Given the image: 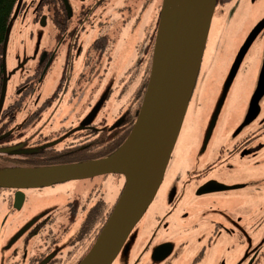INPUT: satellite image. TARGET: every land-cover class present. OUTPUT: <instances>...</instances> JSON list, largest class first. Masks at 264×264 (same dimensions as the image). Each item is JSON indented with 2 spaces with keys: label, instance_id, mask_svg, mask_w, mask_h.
I'll use <instances>...</instances> for the list:
<instances>
[{
  "label": "rangeland",
  "instance_id": "rangeland-1",
  "mask_svg": "<svg viewBox=\"0 0 264 264\" xmlns=\"http://www.w3.org/2000/svg\"><path fill=\"white\" fill-rule=\"evenodd\" d=\"M31 1L18 0L7 33L3 63L4 78H7L5 105L12 101L15 84L32 72V65L38 56L47 48L56 49L58 46L56 28L47 8H44L40 20L33 19L29 14L26 16L24 8ZM70 3L71 8L77 11L79 4L76 0H70ZM162 3L163 0H109L103 4L78 41L79 54L68 56L66 47H59V55L48 71L39 93L41 102L46 100L44 98L57 89L65 66H71L74 69L65 98L68 101L52 104L34 128L49 130L60 124L67 128L76 126L79 124L80 111L87 104H91L92 111H96L95 121L107 115V123L110 124L116 115L125 110L136 91L140 93L137 106L142 107L146 89L143 88V92L141 86L143 83L148 84L153 63L151 56L154 53V46L147 49L145 44L154 32L155 22L159 20ZM263 17L264 0H229L226 5L219 3L216 7L198 82L163 182L145 216L131 233L126 248L113 264H151L149 251L164 241L175 245L173 256L168 261L172 262L180 256V259L188 255L197 256L204 251L206 260L200 264H214L208 260L209 256L215 254L216 247L222 246L223 241L221 264H242V259L251 255L254 247L264 245V150L259 151L254 165L249 164V159L244 161L239 157L231 158L227 150L234 145V138L231 137L233 126L244 117L248 97L257 89L255 79L257 64L261 61L259 53L264 46V32L245 55L241 68L228 88L225 101L220 106L236 52L257 21ZM100 26L104 29L97 30ZM102 30L105 31L102 34H108L109 40H113V48L105 52L99 61L89 62L88 58L95 55V52H89V44ZM139 62L140 66L136 67ZM78 76L82 78V89L74 95ZM63 109L66 113L60 116ZM221 149L226 150L221 158L225 159L224 167L221 173L215 172L212 177H228L227 185L238 182L245 185L244 189L208 198L190 214L188 211H180L182 204L177 205L174 214H168L171 208L167 200L170 186L182 185L190 176L194 180V174L215 161ZM125 182L123 176L108 174L90 179L83 189L72 182L56 184L53 188L44 187L42 193L29 196L22 212L36 214L46 206L44 201L41 202L43 199L50 206L62 207L68 198H75L76 194L84 198L83 194H87L93 186L100 188L105 194L104 199L115 207ZM198 184L194 183L191 190L196 189ZM184 214L185 217H182ZM194 218L197 226L193 222ZM251 219L257 220L255 226L250 225ZM18 222L17 216L8 214L0 196V264H15L13 250L20 243H10L17 232ZM214 222H220L227 228H221L216 236L218 239L197 242L199 230L205 231L206 236H214ZM252 228H256L260 234L250 239L229 235L233 229L251 234ZM192 229H196L195 235L190 232ZM222 231L228 234L226 240L220 238ZM179 233L187 234L188 240L176 242Z\"/></svg>",
  "mask_w": 264,
  "mask_h": 264
},
{
  "label": "flooded vegetation",
  "instance_id": "flooded-vegetation-1",
  "mask_svg": "<svg viewBox=\"0 0 264 264\" xmlns=\"http://www.w3.org/2000/svg\"><path fill=\"white\" fill-rule=\"evenodd\" d=\"M108 1L92 0L87 2L86 0H76L79 4L77 11L71 8L70 0H32L30 4L25 6L26 16L29 14L35 20L42 18L44 8L50 11L57 32L58 46L56 49L47 48L41 53L40 57L38 56L32 65V72L26 75L24 80L15 84L10 104H4L1 109L0 170H8L11 166L23 168L22 170H30L41 167L73 165L101 159L105 155V151H108L110 144L122 139L131 131L130 125L136 120V110L134 106L130 105V102L125 110L116 115L115 120L110 124L107 123V115L99 121H95L94 114L96 111H92L91 104H87L80 111L79 124L76 126L67 128L60 124L51 127L49 130L34 128L52 104L55 102L59 104L65 100L70 89V78L74 68L65 66L62 73L63 77L57 89L41 102L42 98L39 92L47 78L48 71L59 55V47L61 48L64 45L68 56L78 53V41L82 33L88 24L93 21L92 17L95 13ZM102 25L104 26V24ZM100 29H104V27L100 26L97 30ZM103 32L105 31L99 32V36L94 37L89 44V52H95L93 58H88L89 62L91 60L99 61L105 52H109L113 48V40H109L108 34H102ZM147 39L150 41V38ZM148 40L145 47L149 46ZM259 54L261 55V61L257 64L256 85L260 80L261 73L264 75V46ZM67 58L69 59V57ZM4 70L3 67V76L5 77ZM81 80L82 78L78 76L75 82L74 95L82 89ZM252 95L254 94L248 97L244 117L238 122L236 121L233 126L231 137L234 138V145L232 148L227 149L231 158L239 157L244 161L249 159L250 165L256 163L259 151L264 150V109H262L264 94L259 100L258 111L256 108H250ZM67 101L65 100V103ZM65 113V109H63L60 116ZM225 151L221 149L218 154L219 159L217 157L204 169L196 172L194 180L190 179L192 178L190 176L182 185L172 184L170 186L167 200L171 208L168 214H174L178 208L177 205L180 204H182L180 211H188V214H190L195 212L208 198L244 189L245 185L238 182L237 184L227 185L228 177L223 179L212 177L215 172L221 173L220 171H222L225 162V159L221 160V158L224 156ZM225 166L230 168L229 165ZM90 179L71 182L76 186H82L81 189H83ZM194 183L199 184L196 185V189L191 190ZM54 186L56 185H52L50 188ZM44 189V187L23 189L21 190L22 194H18V190L0 188V196L3 198L8 214L13 217L17 216L19 220L17 232L11 239L13 242L10 243L11 245L16 242L20 243V246L13 250V261L15 264L22 262H25V264H80L83 257L98 240V236L105 228L114 207L104 199L105 194L102 193L100 188L93 186L87 194H83L84 198L76 194L75 198H68L62 207L50 206L43 199L41 202L44 201L46 206L40 208L36 214L28 215L26 212H22L27 200L30 199L29 196L42 193ZM182 217H185V214ZM196 221L194 218L193 222ZM256 221V219H251L250 225L255 226ZM195 224L197 226V222ZM212 226L215 230L214 236H206L205 231L199 230L197 242L212 241L221 231V228H227L220 222H214ZM195 230L192 229L190 232L194 233ZM230 231L229 235L236 238L250 239L260 234L256 228H252L251 234L243 231L238 232L234 229ZM187 238V234L179 233L176 242L179 240L186 241ZM220 238H228V234L225 235L222 231ZM223 246L224 241L222 246L216 247L215 254L209 256L208 260L213 261L214 264H221L222 259L220 257L224 255L221 251ZM174 247V244L167 241L159 243L153 251H149L151 264H200L206 260V255L202 251L197 256L188 255L184 259H180L182 257L180 256V258L170 262L168 260L173 256ZM158 249L160 250L156 252ZM263 261L264 245H260L254 247L251 255L244 257L241 263L263 264Z\"/></svg>",
  "mask_w": 264,
  "mask_h": 264
},
{
  "label": "water",
  "instance_id": "water-1",
  "mask_svg": "<svg viewBox=\"0 0 264 264\" xmlns=\"http://www.w3.org/2000/svg\"><path fill=\"white\" fill-rule=\"evenodd\" d=\"M217 2L186 0L183 8L177 0H163L143 105L125 143L114 154L73 165L0 170V188L15 189L18 194L23 189L51 187L108 174L124 177L126 183L117 205L80 264H113L153 203L198 82ZM263 31L264 17L236 52L220 106L245 55ZM5 51L4 47V54ZM6 83L7 78L2 88L0 112L5 103ZM256 88L250 108L257 110L264 94L262 73Z\"/></svg>",
  "mask_w": 264,
  "mask_h": 264
},
{
  "label": "trees",
  "instance_id": "trees-1",
  "mask_svg": "<svg viewBox=\"0 0 264 264\" xmlns=\"http://www.w3.org/2000/svg\"><path fill=\"white\" fill-rule=\"evenodd\" d=\"M229 0H219V3H222L223 5H225ZM18 4V0H0V98H1V95H2V91H3V83H4V76H3V62H4V47H5V41H6V38H7V31H8V28L10 26V22L13 18V15H14V11L16 9V6ZM158 20L155 22V25H154V32L152 34L149 35L148 38H150V41H149V46H147V49L148 47H151L152 45L154 46L155 44V35H156V32H157V29H158ZM152 58V56H151ZM141 62V59L139 60ZM140 62L137 63L136 67L140 66ZM149 83V82H148ZM148 84H145L144 83L142 84L141 88L143 89H147V86ZM140 88V89H141ZM144 89L142 90L144 92ZM146 92V91H145ZM139 92L136 91L135 92V95L132 97V99L130 100V105L134 106V109L136 110V119L138 117V113L140 111V105L137 106V102H138V97H139ZM146 94V93H144ZM136 120H134L132 122V124L130 125L131 127V131L134 127V124H135ZM129 131L127 133L126 136H124L122 139H119L118 141H116L115 143L113 144H110L108 146V151H105V155H103V158H106L107 156H110L112 154H114L119 147H121L126 139H127V136L130 134ZM19 168V167H16V166H11L10 168Z\"/></svg>",
  "mask_w": 264,
  "mask_h": 264
},
{
  "label": "bare ground",
  "instance_id": "bare-ground-1",
  "mask_svg": "<svg viewBox=\"0 0 264 264\" xmlns=\"http://www.w3.org/2000/svg\"><path fill=\"white\" fill-rule=\"evenodd\" d=\"M177 3L180 5V6H182L183 8H185V6H186V0H177Z\"/></svg>",
  "mask_w": 264,
  "mask_h": 264
}]
</instances>
